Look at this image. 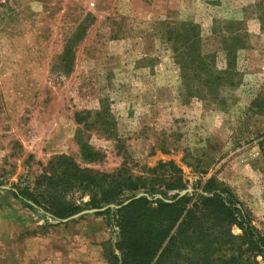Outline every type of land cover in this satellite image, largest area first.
<instances>
[{"label": "rangeland", "instance_id": "374dc122", "mask_svg": "<svg viewBox=\"0 0 264 264\" xmlns=\"http://www.w3.org/2000/svg\"><path fill=\"white\" fill-rule=\"evenodd\" d=\"M221 21L240 29L242 46L236 78L214 88L182 67L165 30L197 25L201 60L222 71L212 35ZM57 154L147 175L153 190H124L101 207L62 191L74 210L55 218L13 194ZM169 161L179 176L161 166ZM184 189L187 208L216 193L237 209L232 235L242 221L264 238V0H0V264H113L112 210L138 193L170 203Z\"/></svg>", "mask_w": 264, "mask_h": 264}, {"label": "trees", "instance_id": "16d2710c", "mask_svg": "<svg viewBox=\"0 0 264 264\" xmlns=\"http://www.w3.org/2000/svg\"><path fill=\"white\" fill-rule=\"evenodd\" d=\"M176 28L174 31L165 30V33L172 35V49L177 51L181 48L179 55L183 56L182 67H193L194 71L205 72L202 81H208L214 88L226 75L236 78L233 59L235 60V51L242 46L240 29L232 27L231 24L226 25L225 21H221L212 29V32L216 33L212 35L217 37L226 59V68L215 71L211 60H201L202 37L198 26L185 22ZM168 39L166 37V40ZM166 165L179 176L180 171L174 164L170 161L161 163V166ZM42 169L34 180L14 187L16 192L13 195L27 206L31 205L26 201H31L44 208L55 218L67 217L74 210L73 206L68 207V204L62 203L66 202L61 199L62 191H80L81 196H89L87 202L91 207H101L116 201L117 196L124 190H153L147 175L134 176L121 172L122 168L114 173L99 172L80 167L65 154L54 155ZM171 176H168L169 180ZM173 181L174 179H171V182ZM176 187L179 188L180 184L167 186ZM200 197L201 202L189 208L186 207L188 203H184L190 199L187 194L170 203L160 198L148 201L145 197H139L115 210L108 207L107 209L114 211V221L119 229L115 243L119 255L111 248V263L260 264L255 260L256 255H261L264 262V238L255 235L251 226L242 221L236 222L242 228V234L234 236L229 232V224L234 222L233 214L237 209L227 205L216 193ZM196 205L201 207L197 217L193 209ZM109 210L104 213L108 214ZM210 214L214 216V223L207 219ZM182 249L185 252L180 255ZM154 257L156 258L152 262Z\"/></svg>", "mask_w": 264, "mask_h": 264}, {"label": "water", "instance_id": "95a60500", "mask_svg": "<svg viewBox=\"0 0 264 264\" xmlns=\"http://www.w3.org/2000/svg\"><path fill=\"white\" fill-rule=\"evenodd\" d=\"M186 191H189V189L181 190V191L179 192L178 196L183 195ZM142 194H143V193H138V194H136L133 198H138V197H140ZM83 212H85V211H83Z\"/></svg>", "mask_w": 264, "mask_h": 264}]
</instances>
